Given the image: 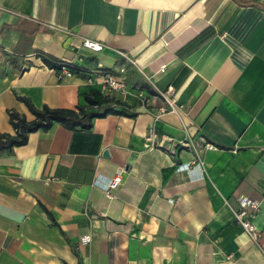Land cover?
Here are the masks:
<instances>
[{"label": "crops", "instance_id": "1", "mask_svg": "<svg viewBox=\"0 0 264 264\" xmlns=\"http://www.w3.org/2000/svg\"><path fill=\"white\" fill-rule=\"evenodd\" d=\"M107 75L133 117L55 123L0 154V264H264V0H0V134L8 111L33 119L17 97L73 109Z\"/></svg>", "mask_w": 264, "mask_h": 264}, {"label": "trees", "instance_id": "2", "mask_svg": "<svg viewBox=\"0 0 264 264\" xmlns=\"http://www.w3.org/2000/svg\"><path fill=\"white\" fill-rule=\"evenodd\" d=\"M43 64L52 69L58 75L62 68L66 69L72 76L85 77L80 68L52 58L41 56ZM147 93L155 95L151 89ZM28 109L33 119L27 121L24 116L14 111H8V122L13 129L14 135L0 134V154L10 153L13 148L26 144L29 134L37 131H47L53 124H59L64 128L75 131L78 129H90L92 121L97 118H104L107 115H119L133 117L127 112L124 106H120L111 98L102 95L98 91H91L88 95L81 97V103L73 109H51L47 106L36 108L31 102L23 97H17ZM119 105L116 107L111 106Z\"/></svg>", "mask_w": 264, "mask_h": 264}, {"label": "built area", "instance_id": "3", "mask_svg": "<svg viewBox=\"0 0 264 264\" xmlns=\"http://www.w3.org/2000/svg\"><path fill=\"white\" fill-rule=\"evenodd\" d=\"M82 46L87 49L90 50L92 52L95 53H99L104 49V46L96 43V42H92L90 40H83L82 41ZM120 54V53H119ZM122 55V54H120ZM165 69V65L160 66L159 71L163 72ZM72 76L66 69L62 68L60 73L57 75V79L60 81L62 78L64 77H69ZM86 83L87 84H91L93 83L91 78H87L86 79ZM100 93L104 96H108L109 93H113V92H117L123 96H126L127 90H126V84L124 82L123 79L111 76V75H107L102 77L101 81H100ZM138 97L141 100L145 99V96L141 93L138 94ZM167 104L169 105L168 107L170 108L171 112H174L173 107L171 106L172 102L171 100H166ZM166 112L165 109H161L159 114H164ZM185 146H190V142H185L184 144ZM204 148L206 150H216V148L209 143L204 144ZM180 168L183 169H188L189 168V164H186L184 166H180ZM121 172H117L112 178L110 179H105V180H100L98 177L96 178V180L94 181V186L101 189L102 191H109L111 189L116 188L120 183H121ZM242 206H247L250 207L251 209L255 210L256 208H258V203L254 200L251 199H246L243 198L242 200ZM231 212L233 213V216L235 218V220L238 222V224L241 226V228L244 230V232L246 233V235L251 239L256 241L257 239V232L254 228V226L252 225V223L249 221L247 212L244 209H241L239 211H233L231 210ZM90 241L89 236H83L80 239V243L81 244H87Z\"/></svg>", "mask_w": 264, "mask_h": 264}]
</instances>
